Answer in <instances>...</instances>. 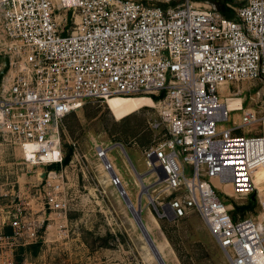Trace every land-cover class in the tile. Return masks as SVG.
<instances>
[{
	"label": "built area",
	"instance_id": "2783aa9c",
	"mask_svg": "<svg viewBox=\"0 0 264 264\" xmlns=\"http://www.w3.org/2000/svg\"><path fill=\"white\" fill-rule=\"evenodd\" d=\"M232 9L228 18L192 0H0V55L2 64L9 60L0 134L22 147L25 161L59 165L46 172L50 209H68L58 195L61 120L87 101L148 95L158 115L149 126L162 134L143 148L147 169L137 175H151L145 192L152 214L195 212L228 264H264V198L261 217L237 219L215 187L230 183L235 195L249 194L253 172L264 164V112L242 104L228 110L220 96L230 82L264 78V0ZM112 146L96 145L95 153L118 187ZM6 217L11 233L0 232V264H28L16 261L14 250L39 238L44 219L22 205Z\"/></svg>",
	"mask_w": 264,
	"mask_h": 264
},
{
	"label": "rangeland",
	"instance_id": "374dc122",
	"mask_svg": "<svg viewBox=\"0 0 264 264\" xmlns=\"http://www.w3.org/2000/svg\"><path fill=\"white\" fill-rule=\"evenodd\" d=\"M192 1L200 7L219 11L221 2L233 8L242 0ZM1 57L0 70L3 68ZM7 84L8 78H3L0 90ZM220 96L227 97L226 103L232 110L242 104L243 108L264 112V78L230 82L221 87ZM154 104L153 98L140 94L118 96L109 103L87 101L61 120V149L63 157L69 155L67 163L62 164L64 187L58 194L67 199L65 215L50 209L45 202L46 192L50 190L45 184L48 166L25 161L22 147L0 134V216L5 217L4 228L8 226L6 216L20 205L25 207L27 214L44 219V227L34 244L17 246L14 250L17 261L25 259L28 264H158L118 188L109 183L95 153L96 145H113L107 154L121 177L127 196L135 208L140 207L141 220L158 245L165 264H228L197 213L190 212L178 219H158L150 214L146 219L151 207L145 191L151 175L142 177L137 173L142 174L147 169L143 148L162 134L149 126L158 116ZM239 114V111L230 112V119L224 125H232ZM246 129L236 133H246ZM185 171L190 173L189 166L185 165ZM252 178L255 188L246 195H235L232 187V193L227 195L222 185H215L219 198L237 219L261 217L264 164L256 168ZM148 194L155 195L156 191L150 189Z\"/></svg>",
	"mask_w": 264,
	"mask_h": 264
},
{
	"label": "water",
	"instance_id": "95a60500",
	"mask_svg": "<svg viewBox=\"0 0 264 264\" xmlns=\"http://www.w3.org/2000/svg\"><path fill=\"white\" fill-rule=\"evenodd\" d=\"M8 68H9V60H8V57L5 56L3 58V68H1V70H0V81L2 80L4 74H6V72L8 71ZM163 178H164V174L160 172L159 181H161ZM117 188H118L124 202L126 203L128 209L130 210L137 226L139 227L141 233L143 234L144 239L148 243V246H149L152 254L154 255V257L158 261V264H165V262L162 258V255L160 254V251L158 250L156 244L154 243L153 239L151 238L150 234L148 233L146 226L144 225V223L141 220L140 207L139 206H138V208L134 207V205L132 204L131 200L127 196V194L124 191V189L122 188V186H118Z\"/></svg>",
	"mask_w": 264,
	"mask_h": 264
},
{
	"label": "trees",
	"instance_id": "16d2710c",
	"mask_svg": "<svg viewBox=\"0 0 264 264\" xmlns=\"http://www.w3.org/2000/svg\"><path fill=\"white\" fill-rule=\"evenodd\" d=\"M218 9L225 17H228V18H232L233 17V11L228 6H226V4L224 2H221L219 4V8ZM68 159H69V155L64 156L62 164L63 163H67ZM58 166H59L58 164H52V165L48 166V169L59 168ZM243 207L245 208L246 206H243ZM232 217L235 218V216L233 214H232ZM4 231H5V233L9 234V233H11V228L9 226H6L4 228ZM36 243H38V242H36ZM33 244H30V245H33ZM21 249H23V248H21ZM17 259H20V258H17ZM18 261H21V260H18Z\"/></svg>",
	"mask_w": 264,
	"mask_h": 264
},
{
	"label": "bare ground",
	"instance_id": "6f19581e",
	"mask_svg": "<svg viewBox=\"0 0 264 264\" xmlns=\"http://www.w3.org/2000/svg\"><path fill=\"white\" fill-rule=\"evenodd\" d=\"M2 35H0V42L2 41ZM118 96H123V95H113V96H109V97H107V99H106V101H104V102H107V103H109V102H111V101H113L114 99H115V97H118ZM147 97H149L148 95H146ZM144 98V97H143ZM227 104V103H226ZM227 107H228V110H232V109H230L229 108V106H228V104H227ZM26 147H31V146H26ZM261 166V165H260ZM259 167V166H258ZM258 167H256V168H258ZM256 168H255V170H256ZM254 170V171H255ZM105 171V170H104ZM106 172V171H105ZM106 174H107V176H109L108 175V173L106 172ZM253 179V178H252ZM216 184H218L217 182H215ZM223 187L226 189V192H228V193H232V189H231V184L230 183H226V184H224L223 185ZM231 189V190H230ZM124 191L126 192V190L124 189ZM127 193V192H126ZM145 224V223H144ZM146 226V225H145ZM146 229L148 230V228H147V226H146ZM148 232H149V230H148ZM155 244H156V242H155ZM156 246H157V248H158V245L156 244ZM158 250H159V248H158ZM160 251V250H159ZM151 252V251H150ZM160 253H161V251H160ZM162 254V253H161ZM153 254L151 253V256H152ZM163 256V255H162Z\"/></svg>",
	"mask_w": 264,
	"mask_h": 264
},
{
	"label": "crops",
	"instance_id": "0c3cea01",
	"mask_svg": "<svg viewBox=\"0 0 264 264\" xmlns=\"http://www.w3.org/2000/svg\"><path fill=\"white\" fill-rule=\"evenodd\" d=\"M227 194H229V193L227 192ZM229 195H230V194H229ZM150 214H152V212H151L150 209H148V213L146 214V219L150 217ZM5 223H6L5 217H4V216H0V229H1V228H2V229L4 228ZM7 225L9 226L8 222H7ZM9 227H10V226H9ZM0 232H4V233H5L4 230H3V231L0 230ZM29 245H30V244H29ZM23 246H25V245L18 246V247H23Z\"/></svg>",
	"mask_w": 264,
	"mask_h": 264
}]
</instances>
